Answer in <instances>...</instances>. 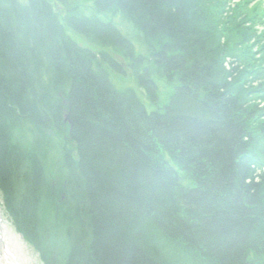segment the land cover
<instances>
[{
	"label": "trees",
	"instance_id": "obj_1",
	"mask_svg": "<svg viewBox=\"0 0 264 264\" xmlns=\"http://www.w3.org/2000/svg\"><path fill=\"white\" fill-rule=\"evenodd\" d=\"M74 1L0 0L18 233L43 264H264L261 1Z\"/></svg>",
	"mask_w": 264,
	"mask_h": 264
},
{
	"label": "rangeland",
	"instance_id": "obj_2",
	"mask_svg": "<svg viewBox=\"0 0 264 264\" xmlns=\"http://www.w3.org/2000/svg\"><path fill=\"white\" fill-rule=\"evenodd\" d=\"M200 4H202V2H203V6H208V8H207V11H216L215 10V5H214V2H216V1H214V0H197ZM232 1V2H231ZM258 1H261V3H262V7L264 8V0H258ZM88 2V0H77V1H74V3L72 4L73 5V7H76V8H78V9H83L84 7H83V5L85 4V3H87ZM230 4H228V7L226 8V11H228V8L229 7H233V5H235V3H237L238 2V0H230ZM198 3V4H199ZM88 4V3H87ZM202 6V5H201ZM116 24H118V25H120L121 26V28L122 27H124V25L122 24V21L117 17V18H115V21H114ZM258 27H260V25H258ZM112 80H115L114 82H120L121 84H117L116 85V87H121V86H125L126 88H128L132 83L130 82V81H128V80H126V79H124V80H122V81H119V80H117L116 81V76H115V78H113ZM157 86H159L160 87V89H159V92H160V94H161V92H163L162 91V89H163V85L162 84H160V82L158 81V83H157ZM161 97V96H160ZM254 105H256V104H254ZM258 108H259V112L261 111V109H263L264 108V102L263 103H261V104H259V106H258ZM258 112V113H259ZM262 112H263V110H262ZM261 112V113H262ZM65 119H66V117H65ZM68 119V118H67ZM66 119V120H67ZM262 121V127H263V125H264V117H261L260 119H259V121H257V126L258 127H261L260 125H259V123ZM0 209H1V213H2V216H3V218L4 219H6V220H8L9 221V228L11 229V233H12V235H13V237H14V239L12 240L14 243H16L17 245H15L16 247V252H17V254H19V256H20V260L22 261V263L23 264H43L42 262H41V260L39 259V257H38V255H37V253L35 252V250H33L25 241H24V239L22 238V236L20 235V233H18V231L16 230V228H15V226H14V224H13V222H11L12 220L8 217V215H6V213H5V211H4V209H3V207H2V202H1V200H0ZM10 219V220H9Z\"/></svg>",
	"mask_w": 264,
	"mask_h": 264
},
{
	"label": "bare ground",
	"instance_id": "obj_3",
	"mask_svg": "<svg viewBox=\"0 0 264 264\" xmlns=\"http://www.w3.org/2000/svg\"><path fill=\"white\" fill-rule=\"evenodd\" d=\"M0 220V264H23L16 252L17 244L12 241L14 237L9 228V221L3 218L1 209Z\"/></svg>",
	"mask_w": 264,
	"mask_h": 264
},
{
	"label": "water",
	"instance_id": "obj_4",
	"mask_svg": "<svg viewBox=\"0 0 264 264\" xmlns=\"http://www.w3.org/2000/svg\"><path fill=\"white\" fill-rule=\"evenodd\" d=\"M66 119H67V116H66ZM68 120V119H67ZM0 225H1V220H0ZM1 227V226H0Z\"/></svg>",
	"mask_w": 264,
	"mask_h": 264
}]
</instances>
